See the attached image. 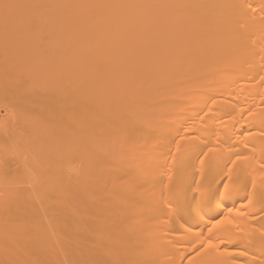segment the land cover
Masks as SVG:
<instances>
[{
	"label": "bare ground",
	"instance_id": "obj_1",
	"mask_svg": "<svg viewBox=\"0 0 264 264\" xmlns=\"http://www.w3.org/2000/svg\"><path fill=\"white\" fill-rule=\"evenodd\" d=\"M0 264H264V0H0Z\"/></svg>",
	"mask_w": 264,
	"mask_h": 264
},
{
	"label": "snow or ice",
	"instance_id": "obj_2",
	"mask_svg": "<svg viewBox=\"0 0 264 264\" xmlns=\"http://www.w3.org/2000/svg\"><path fill=\"white\" fill-rule=\"evenodd\" d=\"M205 155H207V153H205ZM227 194L228 193H227L226 190L224 192L220 193L221 196H225ZM217 223H219V221H217ZM221 246L222 245H219V244H213L211 239L208 240L207 244H204L203 242L200 243L201 249H213L214 248V249H216L218 251ZM197 254L199 255V253H197Z\"/></svg>",
	"mask_w": 264,
	"mask_h": 264
}]
</instances>
